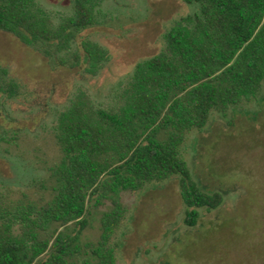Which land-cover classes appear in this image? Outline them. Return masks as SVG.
<instances>
[{"label":"trees","instance_id":"1","mask_svg":"<svg viewBox=\"0 0 264 264\" xmlns=\"http://www.w3.org/2000/svg\"><path fill=\"white\" fill-rule=\"evenodd\" d=\"M183 1L196 11L167 30L163 50L135 66L119 104L97 107L81 92L61 113L53 195L40 204L20 201L0 209V264H117L109 241L124 217L122 192L173 176L179 178L187 226L197 224L199 209L222 204L221 192L205 191L193 179L181 146L213 111L225 112L260 90L264 0ZM94 6L95 0H75L73 15L54 25L35 0H0V30L29 46L64 50L94 22ZM82 47L88 70L96 74L107 50L91 41ZM18 92L0 68V94ZM93 198L108 206L98 241L84 246V216Z\"/></svg>","mask_w":264,"mask_h":264},{"label":"rangeland","instance_id":"2","mask_svg":"<svg viewBox=\"0 0 264 264\" xmlns=\"http://www.w3.org/2000/svg\"><path fill=\"white\" fill-rule=\"evenodd\" d=\"M35 1L54 25L74 12L75 0ZM195 11L183 0H95L94 22L64 50L29 46L0 30V68L19 88L11 97L0 94V209L52 197L61 113L81 92L97 107L119 104L135 66L163 50L167 30ZM85 41L108 52L96 74L84 61ZM181 153L193 179L221 192L222 204L199 209L190 227L178 176L123 191L124 217L109 241L116 263L264 264V82L251 100L213 111L202 130L186 135ZM88 205L84 246L98 241L108 203L93 198Z\"/></svg>","mask_w":264,"mask_h":264}]
</instances>
